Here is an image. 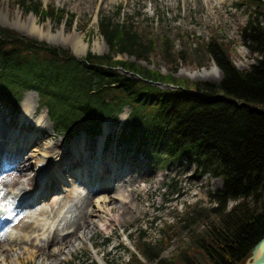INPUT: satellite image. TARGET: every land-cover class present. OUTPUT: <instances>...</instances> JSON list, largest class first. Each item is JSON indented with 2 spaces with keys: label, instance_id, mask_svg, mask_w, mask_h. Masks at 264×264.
<instances>
[{
  "label": "rangeland",
  "instance_id": "obj_1",
  "mask_svg": "<svg viewBox=\"0 0 264 264\" xmlns=\"http://www.w3.org/2000/svg\"><path fill=\"white\" fill-rule=\"evenodd\" d=\"M37 1H41L44 6L50 8L64 9L66 13L74 17V22L69 25L65 17L56 21V14L42 17L32 11L27 12L17 4L16 0H0V26L13 29L32 39L68 48L73 52L68 45L48 42L16 28L22 27L32 14L36 16L37 23L42 25V31L48 33L55 41H60L62 34L73 32L79 34L86 43V48L83 54L77 57H83L87 52L110 53L117 59L135 61L142 66L158 69L163 74L172 73L177 78H187L192 81H219L222 73L220 71L219 78H211L210 73L213 71L218 74V71L213 67L215 63L204 48L205 42L210 37H219L223 41L229 57L239 69H247L258 56V52L251 51L241 38V29L249 13L254 12V7L247 0H187V2L184 0H129L128 5L124 3L125 0L114 2L85 0L84 3H80L79 0ZM260 1L264 8V0ZM260 19L264 24V17ZM105 20L123 24L124 28L129 26L138 33L143 42L148 43L149 39L153 38L155 53H150L148 58L141 59L137 55L111 51L99 31L100 22ZM165 38L170 43L169 54L165 51ZM179 54H183V57ZM172 58L175 59L172 60ZM196 71L211 76L189 75ZM153 82L150 83L162 89L176 88L173 83ZM29 91L33 92L29 95L30 105L33 108L35 106L33 114L21 116L19 105L14 107L0 100V153L5 154L10 150L7 140L12 131L15 132V137L25 136V140L32 137L37 142V150L26 146L25 140L19 139L17 142L21 141V143L13 145V147H22L24 149L22 154L32 157H30L31 163H26L30 164L28 176H12L10 184L6 186L11 194L20 187L29 191L32 184L35 186L34 175L43 163L39 153L40 148L47 143L59 141L62 142L59 146L61 151L63 150L61 153H67L73 138L83 132L71 135L68 139L63 129L55 126L47 116V108L41 106L43 98H40L36 90L22 91L21 98ZM124 109H126L124 120H120V114L115 119L107 118L111 128L104 136L102 149L99 150L98 136L86 134L84 152L67 162L70 166L78 161L82 163L86 161L87 165H90V162L95 159L89 167L105 161L111 162L117 169L115 171L118 178H124L123 183L129 187L131 193L130 201L122 203L117 200L112 203V207L120 213L121 219L111 220L109 228L104 229L99 223V219L105 215L103 209L91 210L92 204L95 203L92 201L98 197L107 199L111 195L110 187L104 177L95 187L97 188L95 192L79 196L78 189L80 187L86 189L83 184L74 181L75 183L71 185L58 187L55 177L49 175L47 180L54 187L53 192L48 193L43 200L35 204V214L30 217V222L43 227L57 225L61 228L62 225L58 224L59 220L56 219H61L65 214L67 223L64 228H68L73 226L72 221L77 222L83 214L89 215L90 222L87 229L90 230V240L83 236V229L76 228L77 238L73 242L76 248L71 253L64 250L63 253L58 254L57 264H92L93 261L105 264L101 257L107 264H156L157 260H147L142 254V233H145L143 237L145 241L164 247L160 255L163 259L173 258L176 264H183L180 255H183L185 250L188 251L191 259L205 264L204 256L197 245L201 235L219 222L218 213L212 209L216 205L212 192L221 185V177L204 171L193 155L175 158L174 155L168 154L167 147L160 148L159 141L154 140L152 134L149 136L150 142L141 147L142 153H136L135 148L127 144H119L116 135L130 112L128 106L122 110ZM88 154L91 155L90 161L84 159ZM54 156H57L56 153ZM60 156L61 154L57 156L58 161L63 160ZM0 163L2 171L5 166H11V172L14 171L13 169L19 170L24 166H18L17 162L10 160L5 161L4 164L0 159ZM73 185H76V188ZM234 204L235 199L229 198L226 202V210ZM26 228L27 223L21 222L17 227L18 232L15 238L38 242L40 237L43 238L48 233L40 229L35 231L34 229L26 230ZM28 242L15 245L11 243L10 262L6 264H53L52 259L35 256ZM55 248V246L51 247V249ZM94 248L98 250V254L93 252Z\"/></svg>",
  "mask_w": 264,
  "mask_h": 264
},
{
  "label": "trees",
  "instance_id": "obj_2",
  "mask_svg": "<svg viewBox=\"0 0 264 264\" xmlns=\"http://www.w3.org/2000/svg\"><path fill=\"white\" fill-rule=\"evenodd\" d=\"M247 1L254 12L249 13L241 38L258 56L247 69H239L223 41L210 37L204 48L221 70L219 81L177 78L110 53L87 52L79 58L67 48L0 26V100L16 107L22 91L35 89L53 123L69 135L80 129L98 133L103 119L116 118L128 105V118L117 135L119 143L133 144L139 150L152 134L168 154L193 155L204 171L221 177V185L212 192L216 202L212 209L219 222L201 235L197 245L205 264H243L264 235V24L260 19L264 8L260 0ZM16 2L27 12L42 17L56 14V21L65 17L69 25L74 22L64 9L44 6L41 1ZM124 27L100 22L99 31L111 51L141 59L155 53L153 38L143 42L136 31ZM164 40L169 54L170 43ZM152 81L173 83L176 88L162 89ZM229 198L235 204L226 210ZM144 235L145 259L177 263L173 258L163 259L164 247L145 241ZM180 257L183 264H204L191 259L185 250Z\"/></svg>",
  "mask_w": 264,
  "mask_h": 264
},
{
  "label": "bare ground",
  "instance_id": "obj_3",
  "mask_svg": "<svg viewBox=\"0 0 264 264\" xmlns=\"http://www.w3.org/2000/svg\"><path fill=\"white\" fill-rule=\"evenodd\" d=\"M84 1L85 0H79L80 3H84ZM105 1L114 2L115 0H105ZM128 1L129 0H125L124 3L128 5L129 4ZM184 1L187 2V0H184ZM16 28H18L23 33H26L31 36H35L39 39H45L48 42H57L65 46L68 45L72 48L73 52L78 56L83 54L84 52L83 50H85L86 48V43L83 41V38L76 32L66 34V35L62 34L60 41L53 40V38H51L48 33H44L42 31V25L37 23L36 16L32 14L28 18L27 22L22 24V27H16ZM213 67L217 69L218 74L212 71V73H210L212 74L211 76L207 73L196 71L195 73L189 74V75L198 76V77L209 75L211 76V78H214V77L219 78L220 70L215 64H213ZM31 93L33 92L29 91L28 93H26L20 102V111H21L20 115L21 116H23V114H33L35 112V106L33 108L29 102V95ZM125 117H126V109L122 110L119 115L120 120H124ZM110 128H111V124L109 122V119L104 120L101 124L102 133L98 135L99 150L102 147L104 136L107 133V131H109ZM86 136H87L86 133L82 132L80 135L73 138L70 144L69 151H67V153L65 152L61 153L63 150L61 151L59 146L62 145V142L58 141V142H54L51 144L47 143L44 147L40 148L39 150V153L42 156L43 163L41 166L38 167L37 171L42 174L47 173V172L50 173L48 175L54 176L56 184H58V186L60 187L65 186L67 182L75 183L73 178L77 177L79 179L78 183L80 184L81 182H88V184L93 182L91 184V189H92L98 186L101 178L104 177L105 182L107 183L108 187H110L109 193H111V195L107 199L105 197H101V198L98 197L97 199H95V201H92L95 203L92 204L93 208L91 210L96 211V210L103 209L102 211L105 213V215L103 216L102 219H99V223L101 226L104 227V229H107L111 225L110 223L111 220L117 221L118 219H121L119 216L120 213L116 211V208L112 207V203H114L117 200L122 203H126L130 201L131 193H130L129 187L123 183L124 178H121V177L118 178L117 171H115L117 169H115L112 166L110 161H105L104 163H97L95 166H92V167H89L90 165H87L85 161L83 165L77 164L79 167L76 166L75 169L72 170L71 172H68L61 165V163L68 162L69 159L74 158V156L79 154V152L84 149V146L86 143V140H85ZM19 139L21 141H24L25 136L21 137L20 135L18 137H15V132L12 131L9 139L7 140V145L8 147H10V151H8V153H5V154H3V152L0 153V159L4 164H5V161L10 160L11 162L12 161L17 162L18 166L20 165H24V166L21 167L17 172L10 173L7 178L5 179L0 178L3 184L1 188H4L8 184H10L12 176H15V177L28 176L27 171L30 169L29 163H31L30 157L32 156L28 154L26 155L22 154L24 150L22 147H18V146H16L18 148L13 147V145L15 144L18 145L21 143V141L17 142ZM25 144H27L26 146L33 147L35 150H37L36 148L37 142L35 141V139L33 140L32 137L31 138L29 137L27 140H25ZM54 153H56L57 156L61 154L64 160L58 161L57 156L55 157ZM89 157L90 156H88L86 159H88ZM27 162L29 163L26 164ZM1 167L2 165L0 163V168ZM99 175H101V178L99 177ZM116 181H117V184H116ZM43 186L47 187L46 189L47 191L50 189L52 190L54 188L51 185V182H49L48 180L44 182ZM26 191H27L26 189H23V187H20L14 193V199H16L18 202H24L25 197L21 198L20 195L25 193ZM86 193L84 195H87ZM36 195L37 193L34 192L33 193L34 198L40 197V195L38 196ZM40 211L42 212V210ZM64 217H65V214L62 216L61 219H56V220H59L60 222L63 221V225H65L67 223V219H65L66 217L65 218ZM89 222H90L89 215L85 213L81 216V219L80 218L78 219L77 222L72 221L71 225H74L75 228L77 227L79 229H83V236L87 238L88 240H90L91 238L89 234L90 230L87 229L89 226ZM27 228L34 229V230L40 229L42 231L44 230V231H49V232L51 231V234L47 236L46 241H44V243H36L32 240L28 242V239H25V238H15V239L13 238L12 240H10L8 238L0 237V264H6L7 262H10L9 256L12 251L11 243L15 245V244H20L21 242H24V243L28 242V244L32 246L31 252L35 256H42V257H46V259H52L54 260L53 264L58 263V261H56L58 254L63 253L64 250H67L68 253H71L73 249L76 248L75 244L73 243L74 240L77 238L75 236L77 234L75 228L71 232L66 231L63 235H60L59 237H57L56 228L53 230L51 229L48 230L49 228L48 226L47 227H43L42 225L39 226L38 224H35L33 222L27 223ZM53 246H55L56 248L51 249V247ZM93 252L98 254V250L96 248H94ZM260 254H261V251L255 248L254 253H251L249 256L245 258V262L247 263L251 262L252 258L255 259L256 257L260 256ZM101 260H103V263L107 264L103 257H101Z\"/></svg>",
  "mask_w": 264,
  "mask_h": 264
},
{
  "label": "water",
  "instance_id": "obj_4",
  "mask_svg": "<svg viewBox=\"0 0 264 264\" xmlns=\"http://www.w3.org/2000/svg\"><path fill=\"white\" fill-rule=\"evenodd\" d=\"M255 248L261 251L260 256L256 257L255 259L252 258L251 262L249 263L245 262L244 259L243 264H264V235L256 242L247 256H249L251 253H254Z\"/></svg>",
  "mask_w": 264,
  "mask_h": 264
}]
</instances>
